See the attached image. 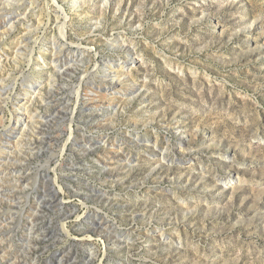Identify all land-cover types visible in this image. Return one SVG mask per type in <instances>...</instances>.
I'll return each mask as SVG.
<instances>
[{"label": "rangeland", "instance_id": "obj_1", "mask_svg": "<svg viewBox=\"0 0 264 264\" xmlns=\"http://www.w3.org/2000/svg\"><path fill=\"white\" fill-rule=\"evenodd\" d=\"M55 1L0 0V264H264V0Z\"/></svg>", "mask_w": 264, "mask_h": 264}, {"label": "bare ground", "instance_id": "obj_2", "mask_svg": "<svg viewBox=\"0 0 264 264\" xmlns=\"http://www.w3.org/2000/svg\"><path fill=\"white\" fill-rule=\"evenodd\" d=\"M48 3H49V9H51V7L52 6H54L55 4H56V1L55 0H51V1H49L48 0ZM52 5V6H51ZM60 12V11H59ZM63 12V11H62ZM59 19H60V17L58 16L57 18H56V21L58 22L59 21ZM66 25H67V21H66V19H65V22L62 24V26H61V35H62V37L64 38V39H66V37H67V32H66ZM24 44V43H23ZM25 46L26 47H28V44H25ZM32 51H31V54H29V56H30V64L32 65V64H34L35 62V59H34V56H35V49L33 48V49H31ZM92 50H88V52L90 53ZM20 53H22V52H20ZM55 53V52H54ZM57 54V53H56ZM21 56V55H20ZM21 57H23V56H21ZM17 58V57H16ZM19 58V57H18ZM39 58L40 59H42V61H43V65H42V63H39V62H37L36 64H37V66H40L41 68H43V66L44 65H46L47 64V61L45 60V59H43V56L42 55H40L39 56ZM53 61V60H52ZM54 62V61H53ZM29 64V63H28ZM107 66L108 67H106L104 70H103V80L102 81H104V80H106L107 78H109L110 77V75H111V71L113 70V69H118L119 71H124V69H129V66H128V63L126 62V61H120L118 64H115V62L114 61H108L107 62ZM58 67H59V65H58ZM76 71V70H75ZM129 71V70H128ZM110 73V74H109ZM66 75H69L68 73H65ZM50 77H51V80H54V78H52V76L50 75ZM111 78V77H110ZM114 83V80H111V84H113ZM83 88V87H82ZM98 90L100 89V90H103L104 92H108V91H106V89L107 88H109V86L108 85H105V86H103V85H98L97 87H96ZM83 91H85L86 92V90H85V88H83ZM78 93V99L81 101V91H77ZM93 91H91V93H92ZM94 93V92H93ZM99 94V93H98ZM85 95H87V93L85 94ZM127 95V93H124L123 94V96H126ZM27 97H28V95H26ZM100 96H102V95H99L98 97H100ZM103 97V96H102ZM91 101H94V98H91L90 99ZM74 115H75V111H74V113H73V117H74ZM74 122V119L73 120H71V124ZM18 123H20V121H18ZM17 123V124H18ZM70 129L72 130V132H71V136L70 137H73V135H74V133H75V131H74V129H73V127H70ZM71 139V138H70ZM70 141V140H69ZM130 142L133 144V145H137V144H141V143H143V142H145V143H153V141H150L149 139H147V138H143V137H140V135L139 136H135L133 139H131L130 140ZM156 142V141H155ZM154 142V147H157V143H155ZM66 146L67 145H65L64 146V149H63V152L65 151V149H66ZM107 148L108 149H106V155L104 156V160H105V163L106 162H108V161H113V160H119V161H121V157H120V151H118L117 150V148H115L114 147V145L112 144V145H107ZM120 149H121V147H120ZM62 152V153H63ZM85 153V152H84ZM117 162V161H116ZM63 228H64V226H63ZM101 233H104V231H100ZM112 242H114V241H112Z\"/></svg>", "mask_w": 264, "mask_h": 264}, {"label": "flooded vegetation", "instance_id": "obj_3", "mask_svg": "<svg viewBox=\"0 0 264 264\" xmlns=\"http://www.w3.org/2000/svg\"><path fill=\"white\" fill-rule=\"evenodd\" d=\"M97 194H101V193H97ZM98 228H99V229H102V230H105V229L102 228V226H98ZM106 230H108V229H106ZM112 234H113V233H112ZM102 235L104 236V234H102ZM118 235H120V234H118ZM105 236H106V235H105Z\"/></svg>", "mask_w": 264, "mask_h": 264}]
</instances>
